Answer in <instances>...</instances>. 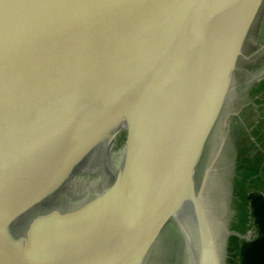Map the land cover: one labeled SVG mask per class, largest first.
<instances>
[{"label": "water", "instance_id": "water-1", "mask_svg": "<svg viewBox=\"0 0 264 264\" xmlns=\"http://www.w3.org/2000/svg\"><path fill=\"white\" fill-rule=\"evenodd\" d=\"M263 6L0 0V264H145L171 221L220 264L205 189L226 129L195 170L238 117Z\"/></svg>", "mask_w": 264, "mask_h": 264}, {"label": "rangeland", "instance_id": "rangeland-1", "mask_svg": "<svg viewBox=\"0 0 264 264\" xmlns=\"http://www.w3.org/2000/svg\"><path fill=\"white\" fill-rule=\"evenodd\" d=\"M263 37L264 32L257 39L258 46ZM243 80L246 84L243 85L244 102L236 120L235 168L229 200V234L224 264H240L241 244L257 234L248 195L264 192V49L250 58ZM199 180L200 175L197 183ZM164 230L168 232L165 237L171 241V249L174 245H183L182 236L171 223Z\"/></svg>", "mask_w": 264, "mask_h": 264}, {"label": "flooded vegetation", "instance_id": "flooded-vegetation-1", "mask_svg": "<svg viewBox=\"0 0 264 264\" xmlns=\"http://www.w3.org/2000/svg\"><path fill=\"white\" fill-rule=\"evenodd\" d=\"M260 17L258 20V24L260 22ZM255 29L256 27L254 28V31ZM251 34H255V32ZM257 47H258V44L255 43L252 48L253 50H250V51L248 50V52L246 50L250 58L254 55ZM246 49H249V41L246 45ZM250 58L243 59L239 63V69L237 70V73H236V83H235L236 98H234L231 104V107H230L231 111H233L234 109L240 111L241 104L244 102V98L242 94H243V89H244L243 85H245L246 83L244 82L243 79H245V75L248 70V64H249ZM236 120L238 121L237 116L230 115V117L228 118L227 127H224L223 124H220V123L217 124V126L215 127L213 133L211 134L209 138V141L205 149L203 150V153L201 155V158L195 170V180H196L195 182H197V177L199 175H200V180L202 179L204 171H205L204 169L207 166L210 157L214 155V152L217 149V145L221 140L223 130L226 129L227 134H226V138H225L222 150L219 154L218 160L214 164V169L210 173L208 184L205 189V196L210 206L213 209V213H212L213 215L211 219H212L215 232H216L215 234H216V240L218 244V258L220 260L219 261L220 264H224L226 240L229 234V230H228L229 202H230L229 200H230V192H231V187H232V180L234 176V164L233 163H234V158H235L234 151H235V142H236V137H235V131H236V126H237ZM197 186H198V183L196 184V187ZM248 205L250 209L249 201H248ZM250 213H251V210H250ZM170 223L180 233V236H182L183 245L177 244V245H174L173 249H171V241L168 239L166 240L168 232L164 230L166 228L165 226V228L159 234L157 242L155 246L153 247L151 253L149 254V257L146 260L145 264H209L211 261L199 262L198 261L199 259L194 260L191 250L186 244L183 233L181 232L177 224L174 223V221H171ZM257 233H258V230H257ZM256 235L252 239H254ZM252 239H248L244 241H249Z\"/></svg>", "mask_w": 264, "mask_h": 264}, {"label": "trees", "instance_id": "trees-1", "mask_svg": "<svg viewBox=\"0 0 264 264\" xmlns=\"http://www.w3.org/2000/svg\"><path fill=\"white\" fill-rule=\"evenodd\" d=\"M248 201L258 233L254 239L242 243L240 264H264V195L250 193Z\"/></svg>", "mask_w": 264, "mask_h": 264}, {"label": "crops", "instance_id": "crops-1", "mask_svg": "<svg viewBox=\"0 0 264 264\" xmlns=\"http://www.w3.org/2000/svg\"><path fill=\"white\" fill-rule=\"evenodd\" d=\"M263 12H264V6H263V10L261 12L260 22H259V24L257 25V27H256V29L254 31L255 34H251V36H250V38L248 40L249 41V49H247V52H248V50L249 51L253 50L252 48H253L254 44L255 43L258 44V42H257L258 37L261 38L263 36V32H264V13ZM259 45L260 46H258V47H260L261 49H264V37L262 38L261 43ZM233 164L235 166V158H234V163ZM260 193L264 194V192H260Z\"/></svg>", "mask_w": 264, "mask_h": 264}]
</instances>
